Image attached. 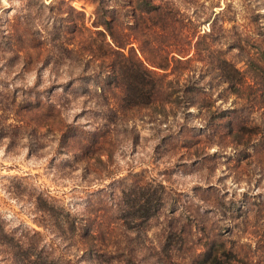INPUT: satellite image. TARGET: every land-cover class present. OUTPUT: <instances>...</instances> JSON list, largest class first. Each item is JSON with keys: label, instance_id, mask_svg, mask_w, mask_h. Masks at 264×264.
I'll return each instance as SVG.
<instances>
[{"label": "rangeland", "instance_id": "1", "mask_svg": "<svg viewBox=\"0 0 264 264\" xmlns=\"http://www.w3.org/2000/svg\"><path fill=\"white\" fill-rule=\"evenodd\" d=\"M40 1L52 0H0V28L4 19L5 26L12 20L19 36L17 42L5 33V43L0 42L5 230H37L67 264H192L209 238L222 241L239 261L264 264V0H168L188 30L195 29L192 40L199 35L203 49L190 48V60L165 77L166 90L156 98L165 105L131 108L123 121L104 109L109 101L90 77L76 78L63 90L78 66L97 67L98 55L83 53L71 62L70 73L50 55L18 69L11 49L23 38L33 54L39 45H52L50 17ZM67 2L94 28L93 2ZM223 65L238 70L227 71L228 81L220 77ZM193 75L196 86L187 94L196 101L185 106L184 97L166 95ZM32 85L42 99L50 90L64 97L61 110L36 111L43 116L24 110V90ZM68 128L74 130L64 132ZM93 128L110 139L104 143L110 152L101 146L99 153L73 156L67 136ZM228 128L237 135L226 133ZM134 132L138 140L132 142ZM94 171L113 177L138 171L160 179L165 197L159 211L138 227L126 226L118 216V188L111 193L103 187L110 174L99 180ZM91 226L96 232L82 235ZM168 228L175 231L168 235Z\"/></svg>", "mask_w": 264, "mask_h": 264}, {"label": "trees", "instance_id": "2", "mask_svg": "<svg viewBox=\"0 0 264 264\" xmlns=\"http://www.w3.org/2000/svg\"><path fill=\"white\" fill-rule=\"evenodd\" d=\"M67 1L39 2L48 10L46 16L50 17L48 23L50 28L48 27L47 33L51 38L52 47L41 48L39 45L40 48L33 54L29 50L31 46L24 44L23 38L22 45L11 49L12 55L18 60V69L28 68L30 63L35 64L38 60H43V56L50 55L55 57L54 64L61 65L70 73V70L74 69L71 62L80 59L83 53L98 55L101 60L97 67H89L87 63L78 66L75 75H68L63 90L68 89L72 80L76 78L90 77L102 98L109 101L104 109L112 110V114L119 120H127L126 110L131 108L152 103L165 105L156 100L158 94L166 90L165 77L177 68L176 64H186L190 60L191 57L187 55L190 48L193 49V53L203 49L200 48L199 35L192 40L195 29L188 30L182 22V14L177 6L168 0H89L94 3L93 19L90 22L94 28L84 23L82 10L76 9ZM64 8L76 12L78 17L72 18L68 13L64 15ZM187 20L191 22L189 18ZM3 24V28H0V42L5 43V33L18 42L19 36L12 20H7L5 26L4 19ZM168 34L172 36L166 39ZM170 62L175 65L166 70ZM220 62L225 64V58H220ZM220 69L222 71L220 77L224 81L232 77L228 70L238 71L233 66L229 69L223 65ZM175 74L176 78H179L180 69ZM190 78H184L179 88L166 91V95L174 93L175 97H184L186 102L184 105L189 106L196 100L187 93L197 82L194 75ZM24 92L22 97L24 110H33L35 112L32 113L39 116L42 112H36L37 110H61L64 97L51 90L45 93L43 99L41 91L33 85ZM71 129L74 130L68 128L63 131L70 132ZM226 133L237 135V132L232 133L230 128ZM67 135L68 133H65L64 138ZM137 140V132H134L131 141ZM66 141L71 142V153L74 156L76 153L97 152V148L101 146L108 150L109 145L104 143L110 139L101 128H93L72 131ZM94 173L99 180L110 174L111 179L103 187L111 193H115L118 188L120 192L117 201L118 216L126 226L138 227L159 211L165 197V189L162 181L155 176L148 177L138 171L117 177H113L111 172ZM96 230V228L93 230L92 226L86 227L82 235L92 236ZM174 231L175 229L168 228V235ZM236 255V252L225 247L222 241L216 242L215 239L209 238L203 242V248L197 251L192 264H247L246 260L236 259ZM0 264H67V262L62 254L55 253L51 242L42 240L37 230L26 228L18 234L13 230H5V222L0 214Z\"/></svg>", "mask_w": 264, "mask_h": 264}]
</instances>
